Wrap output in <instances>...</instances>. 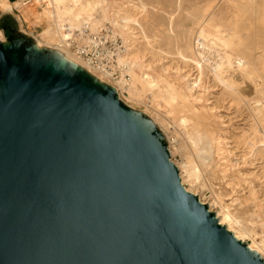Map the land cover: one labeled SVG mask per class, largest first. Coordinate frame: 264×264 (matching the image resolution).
<instances>
[{"label": "water", "instance_id": "1", "mask_svg": "<svg viewBox=\"0 0 264 264\" xmlns=\"http://www.w3.org/2000/svg\"><path fill=\"white\" fill-rule=\"evenodd\" d=\"M10 32L0 264H264L186 192L153 123L115 88Z\"/></svg>", "mask_w": 264, "mask_h": 264}, {"label": "rangeland", "instance_id": "2", "mask_svg": "<svg viewBox=\"0 0 264 264\" xmlns=\"http://www.w3.org/2000/svg\"><path fill=\"white\" fill-rule=\"evenodd\" d=\"M0 2L2 3L0 6H6L12 9L11 14L7 15L0 8L1 43L8 42V37L11 35L4 29L5 24H14L17 27L16 33L24 36L26 40L33 41V38H36L42 42V32L44 29H47L49 25L47 22L48 20L45 18L46 13L44 12H46V8L50 9L51 0H0ZM107 2L110 7V14L113 15V18H115L114 12L115 15H121V13H124L128 14L133 19L135 18L134 20L136 23L127 28L128 30L126 29L125 35H121L116 32L115 35L123 42V37L125 38L128 36L133 47L140 49L143 52V55L145 56L143 61L146 65L150 64V60L152 58V55L150 54V52L153 51L151 46L164 50V54H161L160 50L154 49V52H158L156 53V55H158L156 56L157 61L152 67V69L157 70H160V67L164 69L166 68L164 71L166 75H164L163 80L170 84H174L178 87V89H181L180 91L183 93H186V87L188 84L192 85L197 81V79L200 80L199 87L194 89L192 93L194 96L193 98H197L198 107H208L210 114L213 115L212 120L214 119V122H212L214 124V128H216L218 132L217 134H219L221 137L220 139H223V141H219V139L217 140L219 141V144L218 142L216 143L217 147L213 153L215 158L212 156V163L210 167H200L201 178L199 179V182L196 181L194 183L188 179H184L181 170L179 174L178 168L188 163L192 157L189 155L190 148L188 146H190V143L188 139L185 138L187 137L184 132L185 129L181 126L179 120H177L179 116L174 112V107L167 104L163 99H158V101L156 100V102L152 103L153 101L148 97L149 91L139 80H134V84L138 86L139 90L137 91H140V95L137 91H135L134 97L131 96L127 92V89L129 88V85L132 84V78L129 74H126V72H124V75L122 76L124 81H122V78L116 81L107 80L103 77L102 79L108 85L116 89L120 100L127 108L134 110L143 120H151L155 122H152L153 130L159 134L162 143L165 144L170 162L178 170L179 177L181 176L180 181L182 179L181 183H183V187H185L190 194L197 197L198 200L205 205L209 212L216 218H223L222 215L225 212L230 213L237 222L236 225H234V228H239L246 236H248L243 242L246 246H252L251 244L255 241L260 247L264 248V218L260 216V208L257 206L258 203H264V144H262L264 139L258 135L256 136L255 134L256 125L254 124H256V122L254 121V116L251 112L252 107L251 109L249 108V105H252L255 102L253 101V98H255V93L253 91L254 82L251 81V79H248L249 77L240 79L241 75L236 73L239 85L241 84L239 87L243 90L245 95L241 100L238 95L234 93L231 94V91L229 92V90L224 89L225 87L219 82H216L217 80H215L214 75L210 73V65L212 62L213 64L222 63L220 57H213L214 53L211 54V52H209L206 48L207 51L205 50L202 58L207 60L202 62V68L201 70H198L196 63L192 60L193 52L190 50V48L194 46V37L196 36V32L203 23L215 24L220 27L222 31L224 30L229 32L235 23L233 20L236 21V13L238 14L239 9L242 8L244 1L107 0ZM259 3L260 8L258 11L254 13V15L252 12L248 11L244 19H242L241 26L246 28L244 40L247 41L249 38L247 42H249L250 46L252 45L257 52L252 70L256 76L261 75L264 77V28H261V26L263 27L264 25V6L262 9L264 0H260ZM125 11L127 12L125 13ZM97 14L98 17H101V19L100 17L98 18V21H100L98 28H103L105 26L112 27V24H110L108 20L103 17L100 11ZM256 21L258 22L256 23ZM84 23L85 22L81 23L82 25L79 27L80 23L75 21V24L78 25L73 27V34L78 30H81L86 25L89 26L90 30L92 29V33H96L94 31L97 30H94L93 26ZM65 28H69V25L67 24ZM255 30L257 31L255 32ZM71 34L72 33H67V35ZM247 35H251V37H248ZM124 43L127 47L128 44L126 42ZM191 43L192 46L190 45ZM181 47H185V49ZM200 49L202 48L200 47ZM194 50L197 52L196 48ZM69 52L73 55L71 50H69ZM229 55L231 57H235L237 54L231 52ZM137 74L140 75L141 71L137 70ZM164 103L167 104L166 107ZM156 104H159L158 107L161 111L159 108H156ZM163 108H165V110H162ZM171 111L173 114H171ZM256 149L258 150L256 151ZM218 151L223 152L219 153ZM230 173L233 174L231 175ZM253 193L258 199L257 202L254 201V198H251L253 197ZM251 200L254 201V204ZM257 218H260V221ZM262 259L264 260V257H262Z\"/></svg>", "mask_w": 264, "mask_h": 264}, {"label": "bare ground", "instance_id": "3", "mask_svg": "<svg viewBox=\"0 0 264 264\" xmlns=\"http://www.w3.org/2000/svg\"><path fill=\"white\" fill-rule=\"evenodd\" d=\"M243 1H244L243 4L240 2L242 4V8L239 9L238 14L236 13V15H237L236 21L233 20L235 23L233 25V28L230 29L229 32H226L224 30L222 31L221 28L215 24L203 23L199 29L197 28L198 31L197 32L195 31L196 36L194 35L195 36L194 37L195 38L194 39V46H192V43H193L192 42L190 44L192 46V48H190V50H191V52H193V59L192 60H194V62L196 63L198 70H201L202 62L207 60V59L204 60L205 58H202L204 55L203 53L205 52L206 48L209 52H211V54L214 53L213 57H215V56L220 57V59L222 60V63L221 64H217V63L213 64V62H212L213 65L212 64L210 65V70H211L210 73H212L214 75L215 80H217L216 82H219L221 85H223L225 87L224 89L229 90V92L231 91L230 92L231 94L234 93V94L238 95L241 98V100L243 99V97L245 95H244L243 90L240 89V87H239L241 84L239 85V81H238V78L236 77V73L241 75L240 79L249 77L248 79H251V81L254 82L253 91L255 93V98H253V101H255V102L252 105H249L250 106L249 108L251 109V107H252L251 112L254 116V121L256 122V124H254V125H256L255 134H256V136L258 135L264 139V77H262L261 75L256 76V74H254V71L252 70V66L255 63L257 52L252 47V45L250 46L249 42H247L249 38L247 39V41L244 40V33L246 31V28L244 26H241L242 19H244V17L246 16L248 11L252 12L253 15H254V13H256L258 11V9L260 8V3H259L260 0H243ZM0 4H2V3L0 2ZM108 5L109 4H108L107 0H51L50 9L46 8V10H45L46 12H44V13H46V16L45 15L44 16L48 20L47 22L49 23V25L47 23L48 28L44 29L42 32V35H41L42 42H40L36 38H33L34 48H36L38 50L48 48L49 50H51L52 52H54L56 54V60L58 62H60L62 65L71 66L72 68H74L77 71H83L85 73L87 72L93 79H95V81L97 83H100L102 85H107V83L102 79L101 76L96 74L93 70H91L88 66H86L82 62H80L78 59H76L69 52L66 41L69 39V37L71 35L75 34V33L73 34V32H72L73 27H75V25H78V24H75V21L76 22L78 21L80 23L79 27L82 25L81 23L85 22V23L93 26L94 30L96 29L97 31H99L100 28H98L99 27L98 24L100 23V21H98V18L100 16L99 17L97 16L98 15L97 13L99 11L102 13L103 17L105 19H107L110 24H112V27L115 30L114 34L116 32V33H119L121 35H125L126 29L129 28L132 24L136 23L134 20L135 18L133 19L128 14H124V13L123 14L121 13V15L120 14L115 15V12H114L115 18H113V15L110 14V11H109L110 7ZM263 6L264 5H262V9H263ZM0 8L7 15H10L12 12V9L8 8L6 6L1 5ZM126 12L127 11H125V13ZM100 19H101V17H100ZM260 19H262V18H260ZM263 19H264V17H263ZM103 22H104V20H103ZM257 22L258 21H256V23ZM67 24L69 25V28H65V26ZM101 25H102V23H101ZM261 28H264V25H263V27L261 26ZM249 30H250V28H249ZM73 31H75V30H73ZM97 31H94V32H97ZM256 31L257 30H255V32ZM67 33L68 34L72 33V34L67 35ZM251 33H252V31H251ZM248 37H251V35ZM184 38H185V36H184ZM123 39H124V42H126L128 44V46H127V50H126L125 54L120 56L118 61H119L120 65L126 67L125 68L126 74H129L132 78V80H131L132 84L129 85L127 92L131 96L134 97V92L139 90L138 86L136 84H134L135 83L134 80L135 81L139 80L141 83H143V86L149 91L148 97L151 98V100L153 101L152 103L156 102V100L158 101V99H163L167 104L174 107V109H175L174 112L177 113V115L179 116L177 120H179L181 126H183L185 129L184 132L186 133V136H187L185 138H187L189 143H190V146H188L190 148L189 155L192 157L189 162L187 161L188 163L179 167L180 169L178 168L179 174H180V170H181L182 176L184 179H188L189 181H192L194 183L196 181L199 182V179L201 178L200 177V174H201L200 167L201 168L202 167L203 168L210 167V165L212 163L213 153L215 151V148L217 147L216 143L218 142V144H219L220 140L223 141V139H220L221 137L219 136V134H217L218 132H217L216 128H214V124H213L214 119L212 120L213 115L210 114L208 107L207 108L198 107L197 106V98H195V99L193 98L194 96L192 93H193L194 89H197L199 87L200 80L197 79V81L194 84L191 83L192 85L188 84L186 87V90H187L186 93H183L182 91H180L181 89H178V87H176L174 84H170L167 81L163 80L164 75H166L164 73L166 68L164 69V68L160 67V70L152 69V67L155 65V62L157 61L156 56L158 54L156 55V53H158V52H156V53L154 52V49L155 50L158 49L157 47L151 46V49L153 50L150 52V54L152 55V58L150 60V64L146 65L145 62L143 61V59L145 58V56L143 55V52L140 49H136L135 47H133L128 36L125 38L123 37ZM177 44H178V42H177ZM53 45H55V46H53ZM187 45H189V44H187ZM51 46H53V47H51ZM185 47L184 48L181 47V48L185 49ZM200 47L202 49H200ZM195 48H196L197 52H195V50H194ZM158 50H160L161 54H164V50H161V49H158ZM184 51H186V50H184ZM182 52H183V50H182ZM182 52H181V54H182ZM231 52H233L237 55L235 57H231L229 55V53H231ZM177 55H178V53H177ZM180 57H181V55H180ZM160 58H161V56H160ZM185 58H186V56H185ZM207 62H209V61H207ZM161 63H162V61H161ZM150 67H151V69H150ZM137 70L141 71L140 75L137 74ZM167 70H168V68H167ZM167 76H169V75H167ZM199 77H200V75H199ZM168 80H170V79H168ZM122 81H124V78H122ZM178 81H179V79H178ZM119 84H121V83H119ZM182 89H183V87H182ZM119 93H120V91H119ZM139 93H140V91L138 92V94ZM199 100H200V98H199ZM242 103H245V102H242ZM167 104H165V107ZM175 105H176V107H175ZM155 106H156V108H159L158 107L159 104H156ZM159 110H160V108H159ZM162 110H165V108H163ZM132 111L135 112L134 110H132ZM171 114H173V112ZM157 117H158V114H157ZM149 121L151 123L152 122L155 123L154 121H151V120H149ZM251 128H252V125H251ZM218 139H219V141H217ZM259 141H260V139H259ZM250 142H252V141H250ZM262 144H264V142H262ZM185 147H187V146H185ZM263 147H264V145H263ZM181 150H183V149H181ZM257 150L258 149H256V151ZM222 152L220 151L219 153H222ZM263 154H264V152H263ZM229 155H230V153H229ZM221 156H223V155H221ZM225 159H226V157H225ZM224 160H222V161L225 162ZM213 162H216V161H213ZM226 164H227V162H226ZM208 171H211V170H208ZM231 172H232V170H231ZM180 178H181V176H180ZM237 179H239V178H237ZM181 182H182V179H181ZM181 184L183 186V183H181ZM185 190H186V188H185ZM186 192H188V191L186 190ZM251 198H254L255 202L258 201V199L256 198L254 193H253V197H251ZM251 201H253V200H251ZM254 201H253V204H254ZM257 206H258V208H260V216H262L264 218V203H258ZM222 216H223V218H220V219L217 217L219 225L222 227H225L228 230V232L233 234L234 238L237 241L244 242L245 238L248 236H246L245 233L242 232V230H240L239 228H237V229L234 228V225H236L237 222L232 217V215L230 213L225 212ZM255 217H257V216H255ZM260 218H257V219H259V221H260ZM251 245L252 246L248 245L249 246L248 249L251 252H253L254 254H257L261 258L264 257V248L263 247H260L255 241H253V244H251Z\"/></svg>", "mask_w": 264, "mask_h": 264}, {"label": "built area", "instance_id": "4", "mask_svg": "<svg viewBox=\"0 0 264 264\" xmlns=\"http://www.w3.org/2000/svg\"><path fill=\"white\" fill-rule=\"evenodd\" d=\"M66 44L76 59L104 79L116 81L124 75L126 67L120 65L118 59L125 54L127 47L111 26L92 33L86 25L71 35Z\"/></svg>", "mask_w": 264, "mask_h": 264}, {"label": "crops", "instance_id": "5", "mask_svg": "<svg viewBox=\"0 0 264 264\" xmlns=\"http://www.w3.org/2000/svg\"><path fill=\"white\" fill-rule=\"evenodd\" d=\"M5 29H6V32H9L11 34L10 29L16 30L17 27L14 24H12V25L5 24Z\"/></svg>", "mask_w": 264, "mask_h": 264}]
</instances>
